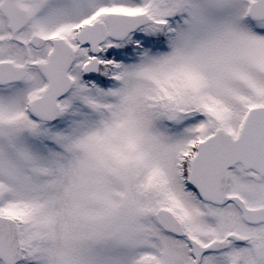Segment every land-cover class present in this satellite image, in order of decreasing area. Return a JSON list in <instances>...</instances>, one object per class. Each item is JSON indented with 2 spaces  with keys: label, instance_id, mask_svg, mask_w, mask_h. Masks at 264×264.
<instances>
[{
  "label": "snow or ice",
  "instance_id": "obj_1",
  "mask_svg": "<svg viewBox=\"0 0 264 264\" xmlns=\"http://www.w3.org/2000/svg\"><path fill=\"white\" fill-rule=\"evenodd\" d=\"M0 264H264V0H0Z\"/></svg>",
  "mask_w": 264,
  "mask_h": 264
}]
</instances>
